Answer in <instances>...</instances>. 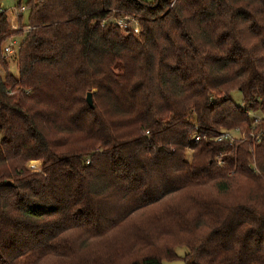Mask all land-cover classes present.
<instances>
[{"label": "trees", "instance_id": "16d2710c", "mask_svg": "<svg viewBox=\"0 0 264 264\" xmlns=\"http://www.w3.org/2000/svg\"><path fill=\"white\" fill-rule=\"evenodd\" d=\"M18 9L33 30L11 59L0 12V264H264V0Z\"/></svg>", "mask_w": 264, "mask_h": 264}, {"label": "rangeland", "instance_id": "374dc122", "mask_svg": "<svg viewBox=\"0 0 264 264\" xmlns=\"http://www.w3.org/2000/svg\"><path fill=\"white\" fill-rule=\"evenodd\" d=\"M29 1L30 0H0V9L1 10H3V9L8 10V13H10V14H8L10 24H11L10 29L17 30V32L20 31L22 33V35H17V36H13V37L8 38L7 40H9V41L5 42L4 48L9 42L15 40L18 43L16 47H18V45H19L17 51L20 50V45L24 41L26 34L33 30L32 27L22 26L23 24L25 25L24 21L27 22V17H28L27 13H25V18L22 22L20 19V16H22V15L15 13V11H19L18 5L26 7ZM122 18H124V19L130 18V15L124 16ZM110 19H111V17H110ZM127 26H128V23H127ZM129 33H130V35H133L135 37H139L140 36L139 25H134L133 30H131ZM5 58H6V56H4V59ZM9 67H10V73L14 74L15 76H18L17 62L11 60L9 62ZM2 74H4V73H2ZM230 98L234 101V103L236 105H238V106L243 105V102H244L243 96L239 91L232 92L230 94ZM235 130H237V131L233 130L232 132H227V134H229L233 138V140L239 141V140H242L243 138H245L244 137L245 135L243 134V132L241 130H239V129H235ZM1 139H2V135L0 134V140ZM189 155H190V153H189ZM29 167L33 170H40L41 169V163L40 162H31V163H29ZM150 212H151V210L145 212V214H149ZM140 218L139 217L134 218L133 222H137ZM186 252L187 251L185 248H178L177 253H178L180 259L176 260L174 262H164V264H185L184 256L186 255Z\"/></svg>", "mask_w": 264, "mask_h": 264}, {"label": "built area", "instance_id": "2783aa9c", "mask_svg": "<svg viewBox=\"0 0 264 264\" xmlns=\"http://www.w3.org/2000/svg\"><path fill=\"white\" fill-rule=\"evenodd\" d=\"M2 11L3 10L0 9V12H2ZM15 13L19 14L18 11H15ZM118 25L119 26H124V23L118 22ZM135 25H138V23H135ZM133 26L134 25H131L129 28H131L133 30V28H132ZM17 44L18 43L14 40V41L9 42L5 46V48H4V52L6 53L5 54V56H6L5 59H11V58H14V56L18 55L19 50L17 51V49H18L19 45H18V47H16ZM227 139L233 140V138L229 134L224 133V134L218 136L216 141L220 142V141H224V140H227ZM199 140H200V138H196V141H199Z\"/></svg>", "mask_w": 264, "mask_h": 264}, {"label": "water", "instance_id": "95a60500", "mask_svg": "<svg viewBox=\"0 0 264 264\" xmlns=\"http://www.w3.org/2000/svg\"><path fill=\"white\" fill-rule=\"evenodd\" d=\"M87 103L91 109H94V101H93L92 93L87 94ZM7 185H11V183L8 182Z\"/></svg>", "mask_w": 264, "mask_h": 264}]
</instances>
